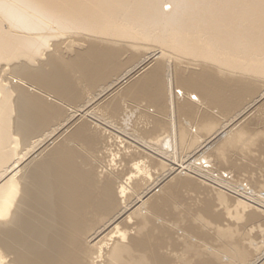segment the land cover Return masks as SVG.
I'll use <instances>...</instances> for the list:
<instances>
[{
  "label": "bare ground",
  "instance_id": "obj_1",
  "mask_svg": "<svg viewBox=\"0 0 264 264\" xmlns=\"http://www.w3.org/2000/svg\"><path fill=\"white\" fill-rule=\"evenodd\" d=\"M247 77L264 82V0H0V264H264V176L238 163L264 126L205 107H242ZM104 142L143 154L94 163ZM144 154L163 171L137 194Z\"/></svg>",
  "mask_w": 264,
  "mask_h": 264
},
{
  "label": "rangeland",
  "instance_id": "obj_2",
  "mask_svg": "<svg viewBox=\"0 0 264 264\" xmlns=\"http://www.w3.org/2000/svg\"><path fill=\"white\" fill-rule=\"evenodd\" d=\"M166 6H168L169 7V5H166ZM167 9V8H166ZM84 36H86L85 34H83ZM87 37H91V36H87ZM76 38V37H75ZM65 39L66 38H64L63 39V41H65ZM114 48H116V47H114ZM152 49H157L158 47H155L154 48V46L153 47H151ZM159 50H160V48H159ZM129 51H130V53H129ZM129 51H127V52H124V53H122V55H121V60L122 61H125V59L127 60V58L129 57V55L132 53L131 52V50H129ZM70 51L68 50L67 51V53H69ZM134 52V51H133ZM70 54H72V53H70ZM69 54V55H70ZM130 65H134V63H130L129 65H127V67H130ZM114 77H116V76H114ZM113 76H111V78H114ZM109 79V80H112V79ZM16 80L17 79H14V84L16 83ZM240 80H245V81H249V82H251V83H255L256 81H258L259 79H250L249 77H247V78H244V79H240ZM108 82H105V84H101V86H99V88L100 87H103V86H105L106 84H107ZM256 84H258L259 85V90H258V92L256 93V94H254V95H251V96H247L244 100H243V102H245V103H242V107H238V108H236V109H232V110H230V111H225V113L224 112H222V110L220 109V107L219 106H216V105H212V106H209V105H207V104H205L206 106L205 107H208V110H209V112H210V114H211V116L213 117V119H212V122L213 123H216V125L217 126H220L222 123H225V121L227 122L228 120H230L231 118H233L234 116H235V114L236 113H238L239 111H242L244 108H246L247 106H250V114L248 113L247 115L248 116H246V121H245V119H243V122H242V124H240L241 126L239 127V129L241 128V127H243L246 123H250V127H251V131L253 130V131H255V132H258V130H261V129H263V126H264V124L262 123V121H261V118H262V114H264V82H261V81H258V82H256ZM179 88H181L180 86H178ZM101 89V88H100ZM188 90V89H187ZM177 92V91H176ZM188 92H191V90H188ZM86 93V91L84 90L83 92H82V94L84 95ZM196 93V92H195ZM198 94V93H197ZM105 98V99H104ZM103 98V101L105 100V101H108L109 100V98H107V96H105ZM108 99V100H107ZM103 101H101V102H103ZM203 102L205 103L206 101L205 100H203ZM97 103V102H96ZM250 103V104H249ZM254 103V104H253ZM126 104V103H125ZM146 103H144V102H140V103H138V102H134L133 104H130V105H145ZM146 105H148V104H146ZM126 106V105H125ZM149 107H151L152 109L151 110H153V109H155V107H153L152 105H148ZM129 107V106H128ZM73 108L74 107H68V110L70 109V110H73ZM91 108V107H90ZM252 108V109H251ZM240 109V110H239ZM108 109L106 108V107H104V105H102V106H100L98 109H97V113L101 116V118H107L108 117V111H107ZM237 111V112H236ZM227 113V114H226ZM235 113V114H234ZM252 113V114H251ZM152 114V113H151ZM226 114V115H225ZM92 115H90L89 117H87V120L89 121V122H91L93 125H99V122H97V121H95V119L94 118H92L91 117ZM122 117V115L120 116V118ZM264 117V116H263ZM248 118V119H247ZM181 120V119H180ZM217 121H219V122H217ZM248 121H250V122H248ZM194 122V123H193ZM193 122H191V124H192V126L194 127L195 126V128H194V130L193 131H195V129H197V124L198 123H196L195 121H193ZM139 126V125H138ZM141 126V125H140ZM139 126V127H140ZM142 129V128H141ZM216 128H214L213 130H215ZM63 131H67V128L66 129H64ZM108 133V132H107ZM104 134H106V133H104ZM142 135V134H141ZM205 136V137H204ZM147 137V136H146ZM206 137H208V135L207 134H203V138H206ZM148 138V137H147ZM116 141H117V139H116ZM115 141V142H116ZM119 141H121V140H119ZM148 142H152V143H156V142H154V141H148ZM104 145V148H103V146H101L102 148L100 149V152H97L96 154L94 153V157L92 158L93 159V161H94V163H98V164H100V163H105V165H110V164H112V165H116V163L117 164H119V165H117V168L119 169V167H120V169L122 168V167H125V164H124V162H125V160H124V156H128V155H131V153L133 152V151H138V152H140V153H142L138 148H136V147H132L130 144L128 145V148L124 145V144H122V146H121V144H120V146L121 147H118V146H116V143L114 144L116 147H114L113 145L111 146V145H108L106 142H104L103 143ZM118 145V144H117ZM107 149H108V151H107ZM143 154V153H142ZM236 156V154H239L240 155V152H238V151H235V152H231V155L232 156H234V155ZM96 155V156H95ZM121 156V157H120ZM182 156H184V155H182ZM232 157L233 158V160H234V158H236V157ZM251 157H249V159H251L252 161H250V160H246V159H244V157H242V156H240L238 159H239V161H238V163L239 164H242V162H250L249 164H250V166H251V168L252 169H254L255 170V173L256 174H260V175H263L264 176V155H262V156H260L257 152H254L253 154H251L250 155ZM260 156V157H259ZM92 157V156H91ZM97 159H96V158ZM122 157H123V159H122ZM99 158V159H98ZM95 159H96V161H95ZM101 159V160H100ZM113 159V160H112ZM120 159L121 160H123V161H120ZM136 160H133V161H131L132 162V164H131V162H130V165H133L134 163H137V161L138 162H140L141 160V162L143 163H145L144 165H146L147 167V169H146V172H145V175H144V178H143V182L142 183H140L139 184V188H136L135 189V186L133 185V184H131L130 185V187L132 188V190L134 191V190H136L137 191V194H140L141 192H143L147 187H149V185L151 184V183H153V181H155V179H156V177H157V174L159 173V175H160V172H162L163 171V168H159V163L157 162V161H155L154 159H152L150 156H148L147 154L145 155H140V156H138V157H136L135 158ZM144 159V160H143ZM103 161H105V162H103ZM116 161V162H115ZM119 162V163H118ZM106 163H108V164H106ZM235 165H237V164H235ZM260 166V167H259ZM223 169H225V168H222V170ZM134 172H136V169L135 170H133L132 171V173H134ZM223 172H226L225 170H223ZM227 173V172H226ZM247 175V173L245 174V176ZM259 175V176H260ZM258 176V175H257ZM256 177V176H255ZM247 184V183H246ZM246 184H244V185H246ZM208 187V186H207ZM210 188V187H209ZM256 188V187H255ZM261 190V188H259V187H257L256 188V190H257V192H259V190ZM159 191V188H157L156 190H153V192H151V193H153L150 197H151V199L153 198V195H155L158 191ZM157 191V192H156ZM202 191V190H201ZM206 193H215V191L213 190V189H211V190H204ZM210 191V192H209ZM193 194V193H192ZM186 195V194H185ZM194 195V194H193ZM137 197V195L135 194L131 199H130V202L132 201V200H134L135 198ZM186 197H187V202L186 203H182V204H178V205H176V207L174 206V210L178 213V214H180V216L182 217V220H183V223L184 222H186V220H187V218H186V216H185V214H184V209L187 207V208H189V209H191V207H192V205H194L195 203H199L200 204V202H193V199L191 198V197H189L188 195H186ZM188 198H191V200H189ZM193 202V203H192ZM233 203V204H232ZM229 205V206H228ZM232 205H234V206H232ZM223 208V209H222ZM228 208H229V210H228ZM216 209H217V211H220V212H223V214L225 215V218H226V220L227 219H229V220H231L230 222H236V221H234L233 220V218H230V215L232 216V217H234V214H236V213H238V212H241V209L237 206V204H236V202H235V204H234V202H230V203H228L227 204V206L225 207V206H222V205H219V206H217L216 207ZM224 210H226V211H224ZM233 214V215H232ZM235 218V217H234ZM193 220H194V217L192 218ZM164 223H171V222H169L168 220H166ZM173 225L175 226V225H178V226H181L182 225V223H179V222H177L176 223V221H174L173 222ZM172 225V226H173ZM185 225V223L183 224V227L185 228L184 230H183V232H182V234H183V237L184 238H190V231H188V230H186V227L184 226ZM173 226V227H174ZM175 228H177L176 226H175ZM182 228V227H181ZM190 234V235H189ZM256 240H257V243L259 244V245H263V243H264V237L262 236H259L258 238H256ZM226 241H229V240H227L226 239ZM233 242L234 241H231L230 242V245H234L233 244ZM232 243V244H231ZM249 243V242H248ZM228 247V246H227ZM232 247V246H231ZM234 247V246H233ZM231 250H233L232 248H231ZM257 254V256H258V254H260L259 252H256ZM255 255V258L257 257ZM234 256V255H233ZM233 256H231V258H229V260L230 261H232L233 260V262H235V261H237V259H233L232 257ZM229 257V256H228Z\"/></svg>",
  "mask_w": 264,
  "mask_h": 264
},
{
  "label": "built area",
  "instance_id": "obj_3",
  "mask_svg": "<svg viewBox=\"0 0 264 264\" xmlns=\"http://www.w3.org/2000/svg\"><path fill=\"white\" fill-rule=\"evenodd\" d=\"M179 95H181V93H179ZM193 98H194V99H196V97H195V96H193ZM203 163H204V162H203ZM204 165H206V164H204ZM225 177H226V176H225ZM245 188H246V187H245Z\"/></svg>",
  "mask_w": 264,
  "mask_h": 264
}]
</instances>
